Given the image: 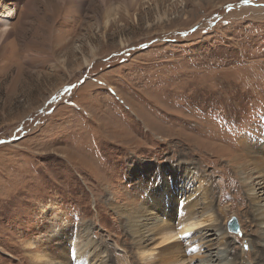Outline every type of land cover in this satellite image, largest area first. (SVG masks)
Returning <instances> with one entry per match:
<instances>
[{"label":"rangeland","instance_id":"rangeland-1","mask_svg":"<svg viewBox=\"0 0 264 264\" xmlns=\"http://www.w3.org/2000/svg\"><path fill=\"white\" fill-rule=\"evenodd\" d=\"M11 7L3 36L0 24V264H33L48 243L56 254L59 237L70 255L85 238L120 254L123 205L149 204L178 162L212 184L236 262L243 252L264 264L246 254L260 229L225 152L264 144V0Z\"/></svg>","mask_w":264,"mask_h":264},{"label":"bare ground","instance_id":"bare-ground-1","mask_svg":"<svg viewBox=\"0 0 264 264\" xmlns=\"http://www.w3.org/2000/svg\"><path fill=\"white\" fill-rule=\"evenodd\" d=\"M15 2L17 0L0 1L2 36L12 15L11 6ZM225 152L229 154L228 163L237 169L235 173L238 174L239 187L245 194L252 217L260 229L258 235L260 248L258 246L257 249L251 241L249 244L251 250L246 254L253 251L264 261V144L253 141L246 143L242 151ZM220 156L223 157V154ZM172 167H174L172 179L158 187L156 192L154 190L150 192L152 196L149 194V204L123 205L125 223H121L123 228L121 233L124 238L121 235V240L116 243L119 245L120 254L112 253L109 246L102 250L93 240L85 238L77 252L70 255L66 250L65 239L59 237L55 239L59 247L56 254L51 253V249L54 248L48 243L45 245L46 253L31 256L30 261L33 264H239L233 258L234 253L229 252L233 248H230L226 241L228 234L218 227L213 215L214 204L211 200L213 187L210 181L203 175L200 177L197 169L193 167H186L179 162ZM223 167L222 165L218 168L221 174L226 173ZM178 169L182 170L184 175L176 189ZM192 182L194 185L190 187ZM223 185L224 181L219 188ZM178 189L180 191L176 192ZM218 203L216 207L221 204ZM246 226L248 225L241 226L242 235L246 234ZM82 230L83 235L86 234V230ZM209 231L210 234H207ZM209 235L216 236L219 242L216 251L213 250L214 253L210 251L212 238ZM125 239L128 240V244L122 242ZM185 243L190 244L187 249L183 247ZM246 246L248 247V243ZM240 258L241 263L245 264L243 252Z\"/></svg>","mask_w":264,"mask_h":264},{"label":"water","instance_id":"water-1","mask_svg":"<svg viewBox=\"0 0 264 264\" xmlns=\"http://www.w3.org/2000/svg\"><path fill=\"white\" fill-rule=\"evenodd\" d=\"M228 230L230 232H233V233H237L238 230H239V227H238V224H237V220L232 217L229 221H228Z\"/></svg>","mask_w":264,"mask_h":264}]
</instances>
